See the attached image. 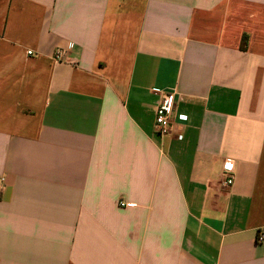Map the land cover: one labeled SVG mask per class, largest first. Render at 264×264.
Listing matches in <instances>:
<instances>
[{"label":"crops","instance_id":"0c3cea01","mask_svg":"<svg viewBox=\"0 0 264 264\" xmlns=\"http://www.w3.org/2000/svg\"><path fill=\"white\" fill-rule=\"evenodd\" d=\"M0 178V264H264V0H0Z\"/></svg>","mask_w":264,"mask_h":264},{"label":"built area","instance_id":"2783aa9c","mask_svg":"<svg viewBox=\"0 0 264 264\" xmlns=\"http://www.w3.org/2000/svg\"><path fill=\"white\" fill-rule=\"evenodd\" d=\"M31 54L30 51L27 52ZM53 58L57 62H66L71 65H76V60H70L66 56V50L64 49H56L53 53ZM175 98L171 93H163L155 107V116H154V129L160 136L171 135L174 132V118L178 120H186V116L182 114H177L176 106H175ZM178 137H181L178 136ZM234 167L230 163L223 164V180L221 185L223 187H232L234 183ZM3 181L0 178V183ZM132 205L131 203L120 202V207H125ZM255 241L256 243L264 242V226L259 227L255 231Z\"/></svg>","mask_w":264,"mask_h":264},{"label":"trees","instance_id":"16d2710c","mask_svg":"<svg viewBox=\"0 0 264 264\" xmlns=\"http://www.w3.org/2000/svg\"><path fill=\"white\" fill-rule=\"evenodd\" d=\"M245 47H246V36H243V37L241 38V42H240V49H241V50H244Z\"/></svg>","mask_w":264,"mask_h":264}]
</instances>
